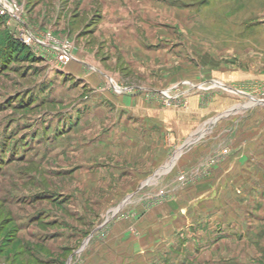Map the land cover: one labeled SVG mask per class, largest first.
I'll return each instance as SVG.
<instances>
[{"label":"rangeland","instance_id":"1","mask_svg":"<svg viewBox=\"0 0 264 264\" xmlns=\"http://www.w3.org/2000/svg\"><path fill=\"white\" fill-rule=\"evenodd\" d=\"M13 1L22 22L0 15V261L44 264L25 246L47 264L108 258L116 234L157 229L146 212H170L167 202L183 185L211 176L209 208L197 203L207 213L189 231L159 239L152 264H264V103L257 102L264 101V0H155L156 34L165 35L148 78L109 48L101 0ZM27 32L48 44L25 42ZM13 41L23 48L13 50ZM55 45L68 46L73 60L85 52L110 75L91 71L100 82H83ZM124 95H142L146 114L184 118L181 137L145 136L138 148L131 114L120 123L125 113L113 100ZM193 96L203 106L198 114ZM191 147L197 164L162 173ZM157 152L166 162L150 167ZM97 228L89 249L83 241ZM119 247L126 254L118 245L117 260Z\"/></svg>","mask_w":264,"mask_h":264},{"label":"crops","instance_id":"2","mask_svg":"<svg viewBox=\"0 0 264 264\" xmlns=\"http://www.w3.org/2000/svg\"><path fill=\"white\" fill-rule=\"evenodd\" d=\"M79 1L83 4L85 3V0ZM101 4L99 25L105 38H107L109 48H111L112 51L121 54L123 59L128 60L132 64V68L136 72L140 73L139 75L147 78L152 76L155 70V45L159 43V40H161L159 38L165 35L163 32H159V34L157 35L155 30V13L157 11L156 5L158 4L155 3V0H101ZM84 6L89 8V6H87L86 4ZM167 10L171 11L170 8H167ZM171 20H174V18ZM159 35L160 37H158ZM162 39L170 41L169 37ZM167 51L162 52L167 53ZM76 55L78 58L71 61L67 65V71H71L70 74H72L76 78L81 77V80L83 82H88L89 85L95 86L97 82H100V79L96 78V76L92 73L101 77V70L97 71L98 68L92 62L94 60L92 59L93 57L88 58L89 56L88 54L86 55L85 52L83 53L78 51ZM84 56H86L85 59L83 58ZM168 56H170V54H168ZM101 72L106 75V77L110 75L106 72ZM184 75H188L186 74V71H184ZM243 77L250 78V76L246 74H244ZM191 80L193 81V79ZM101 95H103L106 99L112 98L110 94L104 93ZM92 97L94 98H89V100L87 101L88 104H92V102H94L93 100L95 99V96L92 95ZM113 100L116 102V107L122 108L125 113V115L120 117V123H123V121L128 118L127 114H131V125L134 124L135 126H132V130H134V134L132 135V137L135 141H137L136 145L138 146V148L141 144L140 140L145 136H147V138L150 137L151 139L155 140L158 136H165L167 134L170 137L172 135L171 133H173V138H180V129H182L183 127L185 128V125L187 123V121H184L185 119L182 117L172 119L171 116L158 115V110L156 111V114L155 110L152 109L151 111L153 113L149 110L150 115L148 113L146 114L145 108L148 109L149 105L148 103L144 102L142 95H124L121 98L117 97ZM101 107L104 106L101 105ZM201 107L203 108V106L199 104L198 96H193L190 99V108H192V113H200ZM114 130L115 129H110V131L104 133L103 136L110 139L114 134ZM100 140H103L102 136L100 137ZM156 146L158 148L163 147L162 145L158 144ZM86 150L90 149L87 148ZM193 150L194 147L189 148L183 153L181 151V153H179L178 156L175 157L176 161L174 159L171 166L169 165L167 167V165H165L163 167L162 173H167L168 171H170L172 166H174L172 169H181L184 168V166H186L187 169L192 168L195 164L198 163L196 159H193L194 154H191ZM163 161L164 163L166 162L164 153H154V155L150 159V167H154L158 163L161 164ZM189 163L191 164L189 165ZM231 166H233V164L232 162H229L228 168ZM140 171L144 170L140 169ZM211 180V176H207V178L205 179L188 181L186 185H183L184 188H181H187V190L185 192L179 190L177 194L172 198V200L167 202L168 206L170 207L167 210H169L170 212L165 211V209L163 210V212L158 213L146 212V223L152 220V223L147 225H152V227H157V229L149 227L138 228L136 233H133L134 236L131 233L130 239L123 238L122 235L124 233L122 235L116 234V242L114 244V247L116 248L118 245L123 246V251L124 249L126 251V254L123 255L122 248L119 247L120 253L118 255V260L116 259L117 256H115V248L113 247L114 249H111L108 254V258L106 257L105 253H103L102 256L100 255V258H98L96 254H94L92 261L88 262V264H145V262L148 261L151 262L150 264L154 263L155 261H153V251L156 250L157 246L159 245V239L162 241H165V239L168 240V238L176 231V229L189 231L191 229H189L188 227L190 222L192 220H198V217L201 218L207 213V211L204 209L203 212H205V214L203 212H198L197 203H201L204 200V205L209 208L212 199L209 191L213 188V182ZM145 181H149V183L152 182L150 178L145 179L141 182L139 188H142L145 185L149 184H144ZM124 202L125 201L121 202L117 207L112 208V211L114 212L118 208L123 206ZM98 232V228L93 230L85 238V240L83 241V245L85 246L89 241V249L92 247L95 248V245H93L94 241L92 240L99 234ZM156 243L158 244L156 245ZM138 245L140 246L138 247ZM131 252L133 254V257L128 258ZM145 252H147V255H149L147 256L146 260L142 258V254H145ZM0 264L5 263L0 261Z\"/></svg>","mask_w":264,"mask_h":264},{"label":"built area","instance_id":"3","mask_svg":"<svg viewBox=\"0 0 264 264\" xmlns=\"http://www.w3.org/2000/svg\"><path fill=\"white\" fill-rule=\"evenodd\" d=\"M19 7L13 0H0V15H8L10 19H16L22 22L21 18L18 15ZM27 35L24 36L22 33L21 39L27 43H38L40 45L48 44L44 39L38 38L36 35L27 32ZM58 51V59L64 63H67L70 60L74 59L73 54L70 52L68 46L55 45L54 46ZM166 95V94H165ZM168 97V95H166Z\"/></svg>","mask_w":264,"mask_h":264},{"label":"trees","instance_id":"4","mask_svg":"<svg viewBox=\"0 0 264 264\" xmlns=\"http://www.w3.org/2000/svg\"><path fill=\"white\" fill-rule=\"evenodd\" d=\"M1 19H2V17L0 16V22H1ZM12 44H13V50H19L20 48H23V45L22 44H20L19 42H15V41H13L12 42ZM12 218V217H11ZM10 221H12L13 223H14V220H13V218L12 219H9ZM16 226V225H15ZM1 249V248H0ZM23 250H24V252H26V253H28V255H30L34 260H36V262H40V263H44V264H47V263H45V262H43L42 260H40L38 257H36L35 255H34V251H31L27 246H25V247H23ZM30 250V251H29ZM29 251V252H28Z\"/></svg>","mask_w":264,"mask_h":264},{"label":"water","instance_id":"5","mask_svg":"<svg viewBox=\"0 0 264 264\" xmlns=\"http://www.w3.org/2000/svg\"><path fill=\"white\" fill-rule=\"evenodd\" d=\"M257 102H262V103H264V101H260V100H257ZM147 183H149V181H145V182H144V184H147Z\"/></svg>","mask_w":264,"mask_h":264}]
</instances>
